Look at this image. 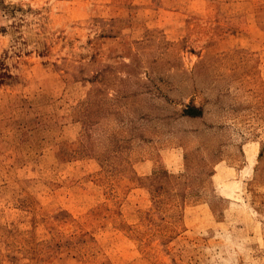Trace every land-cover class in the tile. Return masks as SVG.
<instances>
[{
  "label": "rangeland",
  "instance_id": "rangeland-1",
  "mask_svg": "<svg viewBox=\"0 0 264 264\" xmlns=\"http://www.w3.org/2000/svg\"><path fill=\"white\" fill-rule=\"evenodd\" d=\"M0 264H264V0H0Z\"/></svg>",
  "mask_w": 264,
  "mask_h": 264
},
{
  "label": "trees",
  "instance_id": "trees-1",
  "mask_svg": "<svg viewBox=\"0 0 264 264\" xmlns=\"http://www.w3.org/2000/svg\"><path fill=\"white\" fill-rule=\"evenodd\" d=\"M191 112V110H188V113ZM191 115V114H190Z\"/></svg>",
  "mask_w": 264,
  "mask_h": 264
}]
</instances>
